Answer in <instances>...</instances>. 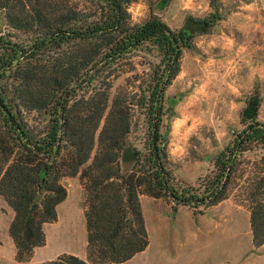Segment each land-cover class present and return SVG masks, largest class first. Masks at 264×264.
<instances>
[{"label": "trees", "instance_id": "obj_1", "mask_svg": "<svg viewBox=\"0 0 264 264\" xmlns=\"http://www.w3.org/2000/svg\"><path fill=\"white\" fill-rule=\"evenodd\" d=\"M101 1L107 13L87 21L86 13L53 0H0L10 27L37 33L25 48L0 36V50L11 51L0 60V79L7 71L13 79L12 99L0 86V196L14 212L8 232L18 262L45 244L43 225L57 219L56 206L67 196L64 175L79 174L86 193L87 259L61 253L47 264H116L148 245L140 195L167 196L174 209L202 212L227 196L238 156L254 143L264 145V122L255 118L253 104L233 143L215 156L202 187L179 189L161 133L163 99L192 36L186 39L182 29L172 30L156 14L131 24L132 0ZM144 45L157 48L159 62L135 100L126 89L112 90L113 80L118 66ZM50 48L57 54L35 64L37 51ZM135 106L147 117L143 149L129 141ZM31 113L48 114L44 130L34 129ZM247 192L252 242L261 246L264 175Z\"/></svg>", "mask_w": 264, "mask_h": 264}, {"label": "rangeland", "instance_id": "obj_2", "mask_svg": "<svg viewBox=\"0 0 264 264\" xmlns=\"http://www.w3.org/2000/svg\"><path fill=\"white\" fill-rule=\"evenodd\" d=\"M162 1L132 0L128 7L131 24H141L151 14L160 16L174 31H180L187 18L208 23L207 29L194 33L183 48L180 70L164 93L161 123L174 184L179 189H195L212 175L215 156L233 143L253 104L255 118L264 122V0H166L163 5ZM53 2L77 10L81 16L86 13L87 21L107 13L101 0ZM0 36L25 48L32 45L37 33L10 27L0 11ZM57 52L56 48L39 50L34 63H45ZM10 53L0 50V60ZM129 56L118 66L112 90L126 89L136 94L137 100L158 68L159 53L156 47L144 45ZM12 83L7 71L0 86L8 100L12 99ZM251 100L255 102L251 104ZM29 117L36 131L46 128L48 114L31 113ZM132 120L129 141L143 149L144 110L135 106ZM262 175L264 145L254 143L238 156L227 196L202 212L187 206L174 209L167 196L140 195L148 245L116 264H264V244L252 242L247 192ZM60 182L67 196L56 206V221L43 225L46 244L36 247L23 262L15 260L8 232L14 212L0 196V264H47L61 253L87 259L82 181L77 174L64 175Z\"/></svg>", "mask_w": 264, "mask_h": 264}, {"label": "water", "instance_id": "obj_3", "mask_svg": "<svg viewBox=\"0 0 264 264\" xmlns=\"http://www.w3.org/2000/svg\"><path fill=\"white\" fill-rule=\"evenodd\" d=\"M207 27L208 23L205 20L187 18L182 27V32L185 34L186 39H189L194 33L205 31Z\"/></svg>", "mask_w": 264, "mask_h": 264}, {"label": "crops", "instance_id": "obj_4", "mask_svg": "<svg viewBox=\"0 0 264 264\" xmlns=\"http://www.w3.org/2000/svg\"><path fill=\"white\" fill-rule=\"evenodd\" d=\"M55 221H56V220H55ZM46 224H47V223H45V225H46ZM45 225H44V226H45ZM10 238H11V237H10ZM45 244H46V240H45ZM45 244H44V245H45Z\"/></svg>", "mask_w": 264, "mask_h": 264}]
</instances>
